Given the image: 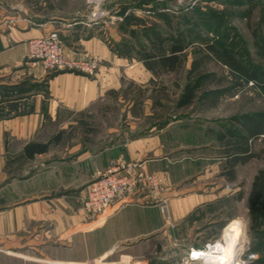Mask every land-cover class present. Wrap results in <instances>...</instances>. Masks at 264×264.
<instances>
[{
  "label": "crops",
  "instance_id": "crops-1",
  "mask_svg": "<svg viewBox=\"0 0 264 264\" xmlns=\"http://www.w3.org/2000/svg\"><path fill=\"white\" fill-rule=\"evenodd\" d=\"M62 25L26 17L0 0V264L37 256L41 260L31 261L118 264L102 262L115 254L137 264H175L189 248L211 241L205 232L211 224L195 228L189 238L184 229H192L216 200L229 195L216 196L207 187L209 166L196 171L193 163L181 165L170 156L180 148L169 146L163 135L169 124L134 132L137 137L126 142L118 138L123 133L112 134L95 150L74 143L75 124L108 94L120 91L127 72L96 23ZM53 30L66 58L97 61L92 75L48 73L28 59V41ZM116 160L142 161L145 172L162 178L161 195L168 200L173 225L165 223L157 205L137 197L131 203L118 201L92 219L86 216L81 209L85 187ZM163 244L184 251L176 258L164 252L153 259L154 249Z\"/></svg>",
  "mask_w": 264,
  "mask_h": 264
},
{
  "label": "rangeland",
  "instance_id": "rangeland-1",
  "mask_svg": "<svg viewBox=\"0 0 264 264\" xmlns=\"http://www.w3.org/2000/svg\"><path fill=\"white\" fill-rule=\"evenodd\" d=\"M8 1L24 16L52 20L61 28L72 21L96 23L99 36L123 60L127 73H122L120 91L108 94L88 118L78 120L74 143L95 150L111 141L112 134L123 133L118 138L126 142L137 137L134 132L169 124L163 135H168L169 146L180 148L170 156L181 165L193 163L196 171L209 166L207 187L216 196L229 195L216 200L192 229L183 228V235L189 238L195 228L211 224L205 232L214 240L227 225H236L256 256L264 259V241L251 238L247 213L252 181L264 171V134L249 137L239 123L243 116L264 120V80L246 79L229 63L264 70V49L255 45L252 35L264 40V0ZM174 45L182 49L177 55L171 53ZM166 57L176 60L165 61ZM235 158L247 159L231 168ZM216 222L223 227L217 228ZM163 245L154 249L153 259L164 252L176 258L184 251L178 245ZM11 258L12 264H47L31 261L41 260L38 256ZM136 261H123L119 254L102 260Z\"/></svg>",
  "mask_w": 264,
  "mask_h": 264
},
{
  "label": "built area",
  "instance_id": "built-area-1",
  "mask_svg": "<svg viewBox=\"0 0 264 264\" xmlns=\"http://www.w3.org/2000/svg\"><path fill=\"white\" fill-rule=\"evenodd\" d=\"M27 49L28 59L39 63L48 73L79 71L92 75L97 68V61L92 58L81 61L66 58L62 40L56 30L31 38ZM142 166L143 162L136 160L110 162L107 169L85 187L81 209L86 216L92 219L109 210L118 201L131 203L139 198L157 205L165 223L171 226L168 200L161 195L164 191L162 180L157 174L145 172ZM244 236L242 231V236L235 240L230 253L225 251V241L220 236L199 248H189L175 264H254L256 259H252V256L256 253L251 250ZM125 259L131 261L129 257L122 258L123 261Z\"/></svg>",
  "mask_w": 264,
  "mask_h": 264
},
{
  "label": "trees",
  "instance_id": "trees-1",
  "mask_svg": "<svg viewBox=\"0 0 264 264\" xmlns=\"http://www.w3.org/2000/svg\"><path fill=\"white\" fill-rule=\"evenodd\" d=\"M262 23H264V15L261 17ZM155 39L158 43H162V39L156 32H152ZM255 45L264 49V40L258 39L257 34L255 32L252 33ZM210 51L216 52L214 46H209ZM180 46H172L171 53L173 55H177L181 52ZM164 59V58H161ZM165 61L176 60V57H166ZM229 63L246 78L253 81H257L259 78L264 80V70L261 72H255L252 70L240 69L239 64L233 60H230ZM189 98V94L187 95ZM189 100V99H188ZM239 123L244 127L249 137H255L260 134H264V120H257L249 116H243L242 119L239 120ZM246 153V151H245ZM248 158V157H247ZM247 158L237 159L235 158L232 161L231 168L236 163H243ZM247 208L249 215V232L251 233V238L255 241H264V171H260L253 179L249 194L247 196ZM223 227L221 224L220 228ZM254 243V242H253ZM261 243V242H259ZM255 244V243H254ZM252 250V249H251ZM254 264H264V259L257 258Z\"/></svg>",
  "mask_w": 264,
  "mask_h": 264
},
{
  "label": "bare ground",
  "instance_id": "bare-ground-1",
  "mask_svg": "<svg viewBox=\"0 0 264 264\" xmlns=\"http://www.w3.org/2000/svg\"><path fill=\"white\" fill-rule=\"evenodd\" d=\"M242 236V231L236 225H227L222 232V239L225 241V251L230 253L232 251L235 240Z\"/></svg>",
  "mask_w": 264,
  "mask_h": 264
},
{
  "label": "clouds",
  "instance_id": "clouds-1",
  "mask_svg": "<svg viewBox=\"0 0 264 264\" xmlns=\"http://www.w3.org/2000/svg\"><path fill=\"white\" fill-rule=\"evenodd\" d=\"M258 257L254 254L253 256H252V259H257Z\"/></svg>",
  "mask_w": 264,
  "mask_h": 264
}]
</instances>
